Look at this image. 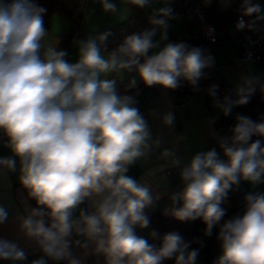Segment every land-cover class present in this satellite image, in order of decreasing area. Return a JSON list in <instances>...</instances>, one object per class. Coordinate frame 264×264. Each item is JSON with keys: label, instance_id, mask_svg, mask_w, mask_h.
Segmentation results:
<instances>
[{"label": "clouds", "instance_id": "9594fccd", "mask_svg": "<svg viewBox=\"0 0 264 264\" xmlns=\"http://www.w3.org/2000/svg\"><path fill=\"white\" fill-rule=\"evenodd\" d=\"M98 2L104 13L120 12L114 0ZM212 2L202 0L205 6ZM219 2L227 7L234 0ZM123 3L140 9L162 6L152 8L150 30L130 34L114 48L109 49L112 33L107 31L75 40L77 57L70 61L58 39L47 41L46 8L35 0H0V133L12 154L0 157V170L16 172L18 163L19 183L35 201L25 215L15 217L19 230L43 254L31 264H82L73 247L102 257L104 264H163L173 259L175 264H198L202 240L186 241L175 231L161 237L153 230L149 235L159 240L157 245L137 232L151 225L145 212L154 199L149 181L172 167H180L184 188L169 197L165 214L180 222L200 220L204 237L218 229L221 254L212 264H264V191L246 194L242 212L229 219H224L222 207L241 181L264 184V119L236 117L231 136L219 139L226 159L212 148L197 152L181 167L175 149L164 148L158 159L165 164L147 169L139 181L127 174L137 162L147 163L162 141L153 138L136 96L118 91L123 74L136 73L126 91L137 87V77L146 87L175 90L186 82L196 89L215 58L200 47L164 43L169 21L177 19L173 0ZM261 21L264 8L255 0H241L236 30L256 31ZM157 30L159 39L154 40ZM213 33L207 30L214 42ZM217 88L213 85L208 94L224 116L247 104L258 88L264 93L259 77L251 75L241 77L234 101L216 99ZM149 114L159 115L155 110ZM160 120L174 128L172 111ZM86 202L90 211L81 208ZM8 218L0 206V225ZM26 259L24 249L0 239V260L17 264Z\"/></svg>", "mask_w": 264, "mask_h": 264}, {"label": "crops", "instance_id": "0c3cea01", "mask_svg": "<svg viewBox=\"0 0 264 264\" xmlns=\"http://www.w3.org/2000/svg\"><path fill=\"white\" fill-rule=\"evenodd\" d=\"M37 3V1L35 0ZM241 0H235L230 6H223L219 0L216 2V8L214 11V19H220V21L229 20L232 16L224 18L221 17V14L226 12L231 6L238 5L240 7ZM259 3L261 6L262 4ZM91 4V0H89L88 5ZM88 7V6H87ZM264 7V6H262ZM87 10V9H86ZM87 14V13H86ZM85 14V18H86ZM59 16L58 14L53 15L48 19L46 24H44L46 29H49V34H52V27L55 25L54 22L61 21L63 24L65 22L64 18L62 17H56ZM182 18V17H178ZM183 19V18H182ZM248 19H252V17H248ZM219 21V22H220ZM229 23V22H228ZM258 30L262 36V46L258 49L261 53V60L258 62H251V65H256L259 63V71L256 66L255 75L259 73V76H264V21L258 22ZM184 26V19L182 26L180 30L183 29ZM230 28V24L228 26ZM101 28H98L95 26L94 30L92 31L93 34H96L97 31H99ZM179 30V31H180ZM62 33V31H61ZM66 32H63L60 36H54V42L56 39H58L59 44L63 40V35ZM59 35V34H57ZM173 37V36H172ZM171 39V36H169ZM259 77V78H260ZM228 84V83H227ZM161 92V94H159ZM154 93L156 101L155 103L148 107V110H146V120L148 121L152 136L153 138H159L162 141L161 148L157 149L149 159L147 163L137 162L136 165L132 166L129 169L128 175L134 177L138 181L141 180L142 177H144V174L147 169L149 168H155L158 167L161 164H165L166 162L163 160H159V154L160 151H162L164 148H174L177 154V157L181 161V167L188 163L191 159V157L196 154L197 152L203 151V147L207 145L208 140L214 137L217 141V126L215 124L216 118L212 114V109L209 107H205V104L199 105L197 102H194L192 99L188 100L187 105L185 106L184 110L182 111L180 116L175 115V124L174 128L169 129L161 123L160 116H162L167 111L171 110L170 105V99L167 95V91L163 89L159 90L158 85L154 87ZM191 98V97H190ZM212 98V97H211ZM210 98H206V102L209 103V106H211V103L209 102ZM207 106V105H206ZM155 110L157 113H159L158 116H152L150 115V111ZM191 118H199L202 122V125L199 127V129H190L188 126H184L182 124L185 123L186 120ZM176 120L180 123L181 126L176 125ZM184 127V128H183ZM188 130V132H187ZM188 133V136L192 133H195L197 135L196 143L195 145L190 144L189 146H184V141L186 134ZM182 139H178L181 138ZM215 141V142H216ZM4 140H0V157H6L11 156V152L9 149L3 146ZM217 146V143H216ZM219 148V147H218ZM19 165L17 163V171L16 172H8L7 170H0V206H3L8 214L9 218L8 221L0 225V239H5L12 241L16 243L20 248L24 249V251L27 254V259L23 262H17V264H31L32 260H35L37 258H40L43 254L39 247L35 244L34 241L26 238L23 233L19 230L18 227V221L15 220V217L18 215H25V209L27 207H34V205L31 203L30 199L28 198L25 189L20 185L18 180V171ZM180 167H172V168H166L164 172L158 173L157 177L155 179L150 180L152 191H153V201H156L160 198H165L169 203H171V200L169 197L173 194H177L179 192H182L184 188V184L180 179L179 176ZM166 176L165 180L160 179V177ZM159 197L158 199L156 197ZM81 207H84L86 210H91L89 208L88 203L81 205ZM204 224L198 220L194 225L191 224L190 227L192 230H198L200 226H203ZM149 229L144 230H137L138 234L143 236L147 235ZM75 239V237H74ZM73 254L77 257H80L82 259V264H104L102 257H96L94 255H85V250L73 247L72 249ZM213 245L210 244L209 252L211 255H213ZM200 260V259H199ZM2 264H13L11 261L7 260H0ZM48 264H55V262L49 260ZM59 264H66L65 261H60ZM200 264V263H199Z\"/></svg>", "mask_w": 264, "mask_h": 264}, {"label": "rangeland", "instance_id": "374dc122", "mask_svg": "<svg viewBox=\"0 0 264 264\" xmlns=\"http://www.w3.org/2000/svg\"><path fill=\"white\" fill-rule=\"evenodd\" d=\"M114 2L117 3V5L120 9V12L118 14H115V15L104 13L101 10V6H100L98 0H91V4L88 5L87 10H86V13H87L86 18L84 19V22H83L82 27L80 29V35L77 38H75L68 46H65V47L59 46L60 49L67 50L69 52L68 59L70 61H75V59L77 57V50H76V47L73 44V42L77 39L86 38L89 34L94 35L92 33V31L94 30L95 26L98 28H108V27L118 25L122 22H129V24L132 27H134L137 24V21L139 19L146 18V19H148L147 22L149 24V28L151 29L153 27V25H151L149 22V16L151 14L152 8H159L162 6L161 4H154V5H152V8L140 9V8L135 7V6H130V5L123 3V0H114ZM255 2H260L262 4V6H264V0H255ZM173 3H174V1H173ZM173 3L171 5H173ZM128 8H130L129 12L127 11ZM262 8H264V7H262ZM58 15L59 16H56V17H62V19L64 18L65 22H64V24L61 21L54 22L55 25H53V27H52L53 33L49 34V37L47 38V41L51 42V43H54V36H60L61 34H63V32H68V30H69L70 23H69L68 17L66 15H63V14H58ZM214 21L217 23L220 21V19L219 18L214 19ZM220 22L225 23L227 26H229L228 19L225 21H220ZM182 23H183L182 18H177V19L169 22L170 28L168 30V40L165 41L164 43L170 42L169 36H171V37L175 36L181 31L180 28L182 26ZM61 31H62V33H61ZM231 33L233 35L232 31H231ZM57 34H59V35H57ZM65 34L66 33H64L63 37L65 36ZM159 35H160L159 30H157V35L154 37V40H158ZM208 53H210L211 55L214 56L215 65L216 64L219 65L221 75L223 76L225 82L228 83V86L230 88H232V90H234V92L236 89V85L241 80V77L249 76V75L260 77L259 73L255 75L256 68L254 67L257 65L256 67L258 68V71H259V63L256 65H251L250 61L243 60L240 57L238 50L236 49V47L231 42H226V43H221L219 45H216V46L212 47L208 51ZM133 76H136V73H134V72L133 73H124L123 74V80L121 82H119L118 85H127L128 81ZM137 81H138V84L142 83V81H140L138 77H137ZM158 88H159V90L161 89V91L163 90V88L160 86H158ZM165 90L167 91V95L170 99L169 101H170L172 112L175 115L180 116L184 109L182 111L174 112L172 109L170 92L168 89H165ZM159 94H161V92H159ZM185 97L187 100L192 99L194 102H197L199 107L201 105L205 104V107H209V109L211 108L212 114L214 115L215 118L220 117L222 114L221 111L215 106L214 98H210L209 102L211 103V106H209V103L206 102V92L202 88H198V89L194 90L193 92L187 94ZM147 110H148V108H147ZM176 125L178 127L181 126L177 120H176ZM182 125L188 126V127H190V129H195V128L199 129V127L202 125V122L200 121L199 118H191V119L186 120L185 123ZM187 132H188V130H187ZM212 136H213V138L208 140L209 143H207V145L203 147V149H204L203 151H207V150H210L212 148H215L217 153L220 155V158L226 159L223 156V151L221 150V148L219 146V139L225 138L224 135L223 134H216L217 141H216V138L214 137V133ZM196 137H197V135L195 133H192L189 136L187 133L185 136L186 140L184 141V146H186V145L189 146L190 144H193L194 141H196ZM216 143H217V146H216ZM195 144L196 143H194L193 145H195ZM257 186H264V184L252 185L250 182L241 181L238 186H233L232 195L228 196V199L222 205V207H224L226 209V216L224 217L225 220L231 218L232 216H234L237 213L242 212L243 204H244L243 197L245 196L246 191L249 188L257 187ZM217 231H218V229L213 230V236H216ZM210 244L213 245V250H214L213 255L210 254V257H211L212 262H213L221 254V250H220L219 243L216 240V238H214V240L211 241ZM212 262L210 264H212ZM199 263L205 264L201 261V255H199V257H198V264Z\"/></svg>", "mask_w": 264, "mask_h": 264}, {"label": "built area", "instance_id": "2783aa9c", "mask_svg": "<svg viewBox=\"0 0 264 264\" xmlns=\"http://www.w3.org/2000/svg\"><path fill=\"white\" fill-rule=\"evenodd\" d=\"M173 1L174 3L173 5H171V7L173 8L174 15L177 18L182 17L184 19V28L180 33L171 37L170 42H183L189 45L190 47L203 48L207 50V52L216 45L231 42L236 47L240 57L243 60L251 62H258L261 60V53L258 49L262 46V36L258 30V25L256 31H251L247 28L239 31L236 30L235 24L239 19V13L233 15L228 20L230 28L225 23H216L214 21L213 8L217 0H213V2L207 6L202 3V0ZM245 20L248 21V17H245ZM209 28L214 29V42L212 38H210L207 34V30ZM231 31L233 32V35ZM213 85L218 86L216 99H218L220 102H223L225 97H228L233 100L235 92L225 82L223 76L221 75L220 67L217 64L210 69H205V76L199 81L198 88L204 89L206 94H208V89L211 88ZM191 89L196 90L193 87L189 86L186 82H182L181 87L175 90H169L172 102V109L174 112L182 111L185 108L188 103V100L185 97L187 94H184V92ZM137 93V107L140 109V111L144 114V117L146 118V110L148 108L147 105L153 104L156 101L154 95V86L145 87L144 89L139 90ZM237 116L238 115L235 110L232 109L231 115L224 117H226L227 119L231 118L236 121ZM233 127L234 125L231 120L227 123L226 128L228 131H231ZM5 139L6 138L3 137L2 133H0V140ZM256 191H264V186L249 188L246 191V194ZM204 227L205 225L200 228V236L197 239L202 240L204 246H206L214 240L215 236L204 237ZM196 247L199 246L195 244V248ZM200 255L201 261L203 263L210 264L212 262L210 254L206 250L200 251Z\"/></svg>", "mask_w": 264, "mask_h": 264}, {"label": "trees", "instance_id": "16d2710c", "mask_svg": "<svg viewBox=\"0 0 264 264\" xmlns=\"http://www.w3.org/2000/svg\"><path fill=\"white\" fill-rule=\"evenodd\" d=\"M36 1L38 5L47 9L46 14L44 15V24H46L48 19L55 14H63L68 17L70 23L69 30L68 32H66L65 36L63 37V40L60 42L59 44L60 47L68 46L75 38H77L80 35V29L85 19L86 9L89 0H36ZM215 8H216V3L213 8V13L215 11ZM239 10L240 7L238 5H233L226 12L222 13L221 17H223V19L230 17L232 16V14L235 15L239 13ZM147 21L148 19L146 18L139 19L134 27H132L129 24V22H122L112 27L101 28L99 31L96 32V35L106 31L111 32L112 35L109 37V49H111L116 47L118 44H120L123 41V39L130 34L141 33L145 30H150ZM259 80L261 84H264V76H261ZM145 87L146 86L142 82L138 84L136 88L126 91V85H118V91L120 92V94L135 95L137 98L138 96L137 92L141 89H144ZM193 91L194 90L192 89L187 90L184 92V94H189ZM206 98L209 99L211 98V96L209 94H206ZM235 99H237L236 93L233 98V101ZM153 104L147 105V107H150ZM233 109L235 110L237 115H244L250 117L253 121L260 122L262 119H264V93H262L258 88L255 94L251 96L247 104L234 106ZM231 120L233 122V125H235L236 123L235 120L231 118L227 119L222 114L220 117L216 118L215 124L217 126V134H223L225 138L230 137L231 131H228L226 127H227V123ZM252 139L256 140L261 138L253 137ZM231 191L229 192L228 196L232 195L233 191L232 192ZM30 201L35 206V201L31 199ZM170 205L171 203H169V201H167V199L163 197L156 201H153L152 204H150L145 209L146 214L150 217L151 220L150 228H148L149 229L148 233L145 236V238L149 240V243H156L157 245L159 244V240H153L149 235V233L153 230L159 233L161 237L168 232L175 231L181 234L186 241H192L194 239L199 238L200 228L202 226H200L199 229L195 231L192 230L190 227L191 224L194 225L198 220L193 222H180L174 219L170 214H165V209L169 208ZM191 247L195 248V244H192ZM209 247L210 244L202 247L200 251L206 250L210 254ZM0 264L2 263L0 262ZM163 264H175V262L174 259L166 260L163 262Z\"/></svg>", "mask_w": 264, "mask_h": 264}]
</instances>
